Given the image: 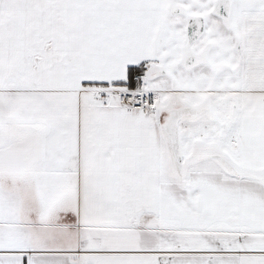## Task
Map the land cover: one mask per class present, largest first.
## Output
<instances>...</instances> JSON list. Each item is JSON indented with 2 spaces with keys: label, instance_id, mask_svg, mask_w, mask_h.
Returning a JSON list of instances; mask_svg holds the SVG:
<instances>
[{
  "label": "snow or ice",
  "instance_id": "6c2138e0",
  "mask_svg": "<svg viewBox=\"0 0 264 264\" xmlns=\"http://www.w3.org/2000/svg\"><path fill=\"white\" fill-rule=\"evenodd\" d=\"M0 264H264V0H0Z\"/></svg>",
  "mask_w": 264,
  "mask_h": 264
}]
</instances>
